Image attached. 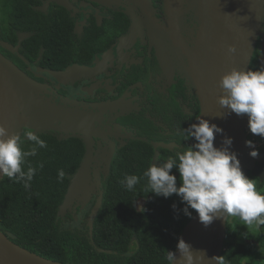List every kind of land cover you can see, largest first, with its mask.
<instances>
[{"label":"flooded vegetation","instance_id":"flooded-vegetation-1","mask_svg":"<svg viewBox=\"0 0 264 264\" xmlns=\"http://www.w3.org/2000/svg\"><path fill=\"white\" fill-rule=\"evenodd\" d=\"M188 2L0 0V52L56 95L102 105L95 106L90 200L82 209L75 200L64 222L81 225L102 197L109 154V169L119 151L133 147L161 166L197 143L187 129L200 113L190 77L199 23ZM261 39L253 70L264 68Z\"/></svg>","mask_w":264,"mask_h":264},{"label":"trees","instance_id":"trees-1","mask_svg":"<svg viewBox=\"0 0 264 264\" xmlns=\"http://www.w3.org/2000/svg\"><path fill=\"white\" fill-rule=\"evenodd\" d=\"M248 70H253L252 64ZM37 135L47 143V148H39L21 138L23 151L38 148V154L26 157L22 165L25 172L30 166L36 169L31 186L26 188L23 181L6 176L0 182L2 232L19 246L62 263L170 264L168 251L174 252L182 229L195 210L177 194L165 198L150 191L149 178L145 176L151 167L150 155L143 148L121 150L113 157L103 180L101 203L90 234L86 220L81 225H65L57 215L69 183L67 179L58 182V173L63 170L67 176L74 174L84 153L81 139H58L50 133ZM178 163L177 158V166ZM171 174L177 177V187L182 186L178 168H173ZM130 175L140 178L134 190L126 187V177ZM245 175L255 179L260 188L264 186V180L260 181L250 172ZM260 192L264 193V188ZM139 200H142L140 206ZM69 220L72 222L73 218ZM259 227V243H262L264 226ZM237 229L238 218L231 221L229 216L219 256L225 264H244L260 256L257 242H236Z\"/></svg>","mask_w":264,"mask_h":264},{"label":"water","instance_id":"water-1","mask_svg":"<svg viewBox=\"0 0 264 264\" xmlns=\"http://www.w3.org/2000/svg\"><path fill=\"white\" fill-rule=\"evenodd\" d=\"M188 9L199 23V37L190 52L191 83L200 104V113L194 124H198L202 118L223 129V134L216 133L214 147L222 148L224 139L231 138L233 143L229 150L237 155L242 171L245 174L250 172L252 176L263 181L264 148L258 151L257 158H253L246 145L249 117L237 116L230 109L222 108L218 98L226 95L219 83L225 73L233 68L248 70L259 36H262L259 63H264V0H189ZM229 45L236 47L235 53L228 52ZM95 106L102 108V105ZM95 106L89 108L71 98L56 95L47 85L30 77L0 52V125L8 129L9 134H20L24 140H27L25 134L28 131L35 134L57 132L58 139L77 137L84 145L80 164L71 176L63 200L58 206V216L71 210L75 200L81 209L90 200L93 188L90 173L93 137L97 134L95 121L100 118ZM110 160L111 154L106 160V174ZM3 176L0 171V182ZM100 203L101 197L93 204L86 219L90 234ZM227 218H216L206 227L195 211L185 224L180 239L191 246L194 257L200 251L206 253L203 261L194 259V264H217L212 258L219 257L222 251ZM177 245L174 253L178 260L174 264H178L180 259ZM100 251L111 252L104 249ZM0 264L69 263L50 260L31 252L14 243L0 230Z\"/></svg>","mask_w":264,"mask_h":264},{"label":"clouds","instance_id":"clouds-1","mask_svg":"<svg viewBox=\"0 0 264 264\" xmlns=\"http://www.w3.org/2000/svg\"><path fill=\"white\" fill-rule=\"evenodd\" d=\"M229 53H235L234 45L228 46ZM220 87L226 93L218 98L219 105L230 109L237 116L249 117V128L252 134L264 137V68L260 70L231 69L220 80ZM189 136L197 143L178 155L177 160L169 158L162 166L153 164L145 176L149 178L150 191L158 196L168 198L179 195L187 205L199 214V220L206 227L214 219L220 217H238L247 228L264 226V193L257 190L256 182L248 178L241 169V163L234 152L229 149L233 143L231 138H225L223 147H214L216 133L223 134V129L210 124L205 119H199L198 124H192L187 129ZM39 148H47V143L33 131L25 134ZM249 148L255 149L253 141H246ZM38 154V148L23 151L20 134H9L8 129L0 125V171L10 179L23 181L26 188L36 175V169L29 167L27 172L22 165L26 157ZM253 158L259 156L258 151H251ZM43 165H41V168ZM173 168H178L182 186L177 187V177L172 175ZM71 181L65 171L58 173V182ZM140 178L135 175L126 177V187L134 190ZM149 192V191H148ZM175 208V205H173ZM185 213L191 215L187 208ZM178 249L180 259L178 264H194L203 261L206 253L203 251L194 257L191 246L179 239ZM170 264L178 260L174 252L168 251ZM217 264H225L223 257H213Z\"/></svg>","mask_w":264,"mask_h":264},{"label":"rangeland","instance_id":"rangeland-1","mask_svg":"<svg viewBox=\"0 0 264 264\" xmlns=\"http://www.w3.org/2000/svg\"><path fill=\"white\" fill-rule=\"evenodd\" d=\"M255 149L249 148L250 151L256 150L259 151L264 148V139L259 138L258 136L254 135L252 137V140ZM253 179V178H250ZM256 182L257 190L260 191V188L258 186V183L255 179H253ZM142 204V200L138 201V206ZM236 217H230V220L232 221ZM238 218V217H237ZM71 224L72 226L79 225V222H67L65 225ZM259 232H260V227H253L251 229L247 228L246 225H244V222L238 218V229H237V234H236V242H247V241H252V242H257L259 246V257L256 258L253 261H244V264H264V241L259 243Z\"/></svg>","mask_w":264,"mask_h":264},{"label":"built area","instance_id":"built-area-1","mask_svg":"<svg viewBox=\"0 0 264 264\" xmlns=\"http://www.w3.org/2000/svg\"><path fill=\"white\" fill-rule=\"evenodd\" d=\"M252 140V139H251Z\"/></svg>","mask_w":264,"mask_h":264}]
</instances>
